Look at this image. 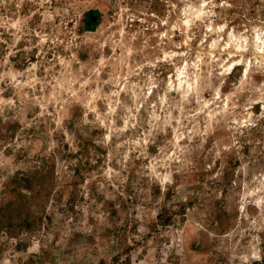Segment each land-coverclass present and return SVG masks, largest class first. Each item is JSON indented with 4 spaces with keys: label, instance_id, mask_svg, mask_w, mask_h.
Returning a JSON list of instances; mask_svg holds the SVG:
<instances>
[{
    "label": "rangeland",
    "instance_id": "1",
    "mask_svg": "<svg viewBox=\"0 0 264 264\" xmlns=\"http://www.w3.org/2000/svg\"><path fill=\"white\" fill-rule=\"evenodd\" d=\"M0 264H264V0H0Z\"/></svg>",
    "mask_w": 264,
    "mask_h": 264
}]
</instances>
